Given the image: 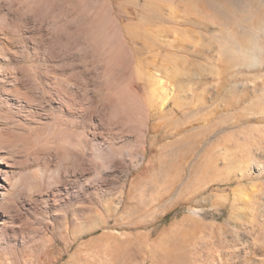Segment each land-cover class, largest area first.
Wrapping results in <instances>:
<instances>
[{"label":"rangeland","instance_id":"rangeland-1","mask_svg":"<svg viewBox=\"0 0 264 264\" xmlns=\"http://www.w3.org/2000/svg\"><path fill=\"white\" fill-rule=\"evenodd\" d=\"M81 5L0 0L1 106L24 126L62 115L88 140L76 173L24 193L15 218L0 210V264H264V0ZM92 15L107 26L97 50L80 30ZM104 80L141 99L139 128L110 117ZM69 103L95 110L89 125ZM36 156L1 172L60 164Z\"/></svg>","mask_w":264,"mask_h":264},{"label":"bare ground","instance_id":"bare-ground-1","mask_svg":"<svg viewBox=\"0 0 264 264\" xmlns=\"http://www.w3.org/2000/svg\"><path fill=\"white\" fill-rule=\"evenodd\" d=\"M65 1L78 7L82 6L81 4L85 0H64V2ZM52 3L53 0H33V9L38 12V15L39 13L40 15H44L50 13L49 10ZM83 21H85L83 22L84 26L82 25L83 28H80V30L82 33L87 35V38L91 42L93 49L97 50L96 44L99 38L104 36L107 26L101 22L97 15H92L89 20ZM105 83L104 85L102 84L103 87L101 88H104L106 92L104 91V96L100 100H102V104L110 108V117L112 119L120 118V120H125L128 123L133 124L136 128H139L140 124L145 118V112L141 99L139 97L138 99H134L129 93L126 83H123V81L121 83ZM10 90L18 94V96L31 98L25 92H22L21 89H19V87L16 85H14ZM68 106L69 107L65 106V108L69 113L72 111L70 108L73 107H71V103H69ZM5 107L7 114H4L6 116L3 117L7 120V122L14 125L2 129L0 128V150L6 151L7 154L6 157L0 156V162L5 163L9 167L19 164L25 165L28 164L30 156L33 155L38 159L39 156H36L38 152H49L51 149L56 151L60 159L59 166L56 165L57 168L55 167L56 169L52 171V173L47 170V166H44L45 169H33L34 171L31 170L32 172H29V170V173L23 175L21 178L19 177V179H16L15 174L9 170H4L1 172V168L3 167H1L0 164V172L2 176V182L0 183V210H2L1 212L3 216L12 219L16 216H19L18 213L16 215H12L11 212L16 211L15 209L19 211L18 203L19 200L23 198L22 195L24 193L27 195V198H24L23 200L32 201L34 195H40L43 189L51 186L54 183H57L60 178H65L68 176V174L77 172L79 169L77 168L79 164L78 162L82 159V148L87 144L88 140L85 134L86 132L79 136V134H76V131L75 133L73 130L71 131L69 129L63 128L62 123L64 118L62 115L56 116L54 122L51 124L42 123L41 125L32 126L31 121H28L24 123L26 124V126H24L23 121L15 117L16 115L10 109V107ZM5 107H2L0 104V110ZM80 107L82 108L83 105L80 104ZM86 109H83V111ZM87 110V112L84 111L82 113L70 112L71 115H73L70 121L74 124L83 123L84 125H89V121L92 119L95 110ZM51 139H55L57 141L55 147L48 145L49 140ZM15 153L22 154L20 155V160L16 159ZM69 161H72L74 165L63 166L65 162ZM21 186H24L25 189L28 188V191L24 192L23 190L22 193V190L20 189Z\"/></svg>","mask_w":264,"mask_h":264}]
</instances>
